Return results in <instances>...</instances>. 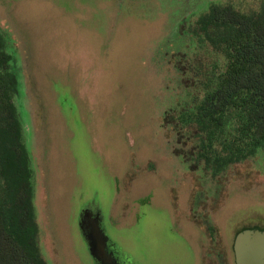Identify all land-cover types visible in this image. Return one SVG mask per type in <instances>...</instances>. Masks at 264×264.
Instances as JSON below:
<instances>
[{
    "label": "rangeland",
    "instance_id": "obj_1",
    "mask_svg": "<svg viewBox=\"0 0 264 264\" xmlns=\"http://www.w3.org/2000/svg\"><path fill=\"white\" fill-rule=\"evenodd\" d=\"M212 1L261 4L0 0L48 264H96L79 227L93 207L142 264H236L235 233L264 228V150L214 177L178 118L222 61L190 31Z\"/></svg>",
    "mask_w": 264,
    "mask_h": 264
},
{
    "label": "trees",
    "instance_id": "obj_2",
    "mask_svg": "<svg viewBox=\"0 0 264 264\" xmlns=\"http://www.w3.org/2000/svg\"><path fill=\"white\" fill-rule=\"evenodd\" d=\"M190 31L222 61L207 72L203 96L178 118L196 129L194 160L217 177L264 150V0L247 11L212 1ZM9 39L0 27V264H48L39 244L35 170L16 103ZM98 216L104 220L101 211ZM254 227L235 233L233 250L236 235Z\"/></svg>",
    "mask_w": 264,
    "mask_h": 264
},
{
    "label": "water",
    "instance_id": "obj_3",
    "mask_svg": "<svg viewBox=\"0 0 264 264\" xmlns=\"http://www.w3.org/2000/svg\"><path fill=\"white\" fill-rule=\"evenodd\" d=\"M89 218H92V233L86 236L90 252L95 259L103 262L109 237L99 225V216L93 218L90 213ZM234 251L236 264H264V230L254 227L239 232L236 235Z\"/></svg>",
    "mask_w": 264,
    "mask_h": 264
},
{
    "label": "flooded vegetation",
    "instance_id": "obj_4",
    "mask_svg": "<svg viewBox=\"0 0 264 264\" xmlns=\"http://www.w3.org/2000/svg\"><path fill=\"white\" fill-rule=\"evenodd\" d=\"M100 211H101L100 208L93 207L92 210L84 209V211L81 212L80 222L82 223L83 228L79 225L80 230H81L80 233H82V236L85 239L84 241L86 243V246H87V249H88L89 252H90V246L88 244V240H87V236L86 235H88V234L91 235V233H92L91 226H90V224L92 223L90 221V219H92V218L88 219V215L90 213H92V217L95 218L96 216H98ZM99 225L104 230L105 234H107L109 239H108V242H107V248H106L107 251H106V254H105L103 262L98 261L97 259H95L92 256L94 261L96 262V264H142L140 261H138V258L136 256L132 255L131 252L129 253L128 251L123 249L122 246H120L118 244V242H116L115 240H113L111 238V236L109 235V233H108V231L106 229L107 227H106V224H105L104 220L101 221L99 219ZM90 254H91V252H90Z\"/></svg>",
    "mask_w": 264,
    "mask_h": 264
}]
</instances>
